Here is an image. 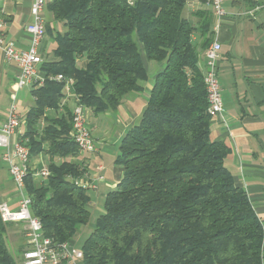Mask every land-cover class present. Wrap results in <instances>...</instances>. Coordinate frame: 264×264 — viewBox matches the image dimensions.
I'll use <instances>...</instances> for the list:
<instances>
[{
    "label": "trees",
    "instance_id": "obj_1",
    "mask_svg": "<svg viewBox=\"0 0 264 264\" xmlns=\"http://www.w3.org/2000/svg\"><path fill=\"white\" fill-rule=\"evenodd\" d=\"M191 0H51L45 32L54 59L41 70L71 79V93L97 115L116 110L149 79L141 60L163 63L139 121L122 137L115 163L123 169L104 198V213L82 244V264H263L264 228L247 193L224 165L231 149L210 138L200 51L210 44L211 21L196 27L184 16ZM206 2L205 0H201ZM198 31L201 45L193 35ZM84 58L85 68L78 60ZM26 146L46 153L49 176L25 191L30 212L54 243L71 241L88 223L91 198L75 184L84 171L67 161L79 153L71 115L48 119L65 96L64 82L31 89ZM55 158L64 159L56 164ZM0 219V264H19L8 251Z\"/></svg>",
    "mask_w": 264,
    "mask_h": 264
},
{
    "label": "crops",
    "instance_id": "obj_2",
    "mask_svg": "<svg viewBox=\"0 0 264 264\" xmlns=\"http://www.w3.org/2000/svg\"><path fill=\"white\" fill-rule=\"evenodd\" d=\"M32 1L0 0V37L11 42L20 51L28 49L30 44V37L25 31V27L31 20L30 6ZM222 8L225 15L220 19L215 15L211 4L201 0H191L185 6L184 16L194 26L198 27L204 17L208 15L211 21L210 29L212 30L210 43L216 41L220 44L221 57L218 63V78L222 95V113L210 121V138L213 141L226 144L231 149L224 165L233 177L235 184L247 193L255 213L263 225L264 0H224ZM44 17L46 23L49 20L46 10ZM200 38L198 31L194 33L193 40L198 46L202 43ZM54 47L51 38L46 34L40 47L44 61L54 59L52 54ZM140 52L141 60L148 74L149 61L146 59L142 47H140ZM78 65L80 68H85V59L78 60ZM198 67L203 74L205 70V51H200ZM162 68L163 63L158 64L153 75H148L149 79L143 84V90L129 94L120 106L113 110L116 115L114 118L108 115L109 111L104 113L108 115V120L112 123L111 132L114 136L112 145L107 144L110 138L102 136L98 125H95L89 130L97 150L96 153L79 152L74 157L66 158L67 161L79 165L84 171L80 178L82 182L96 183L94 179L99 173L101 180L96 183V189H89L95 191V195L102 197L103 200L108 192L116 188L123 174V169L115 163L118 154L113 156V147L111 146L118 144L119 148L122 137L139 121L146 106L153 80ZM40 73L46 75L42 70ZM16 76L17 69L15 65L7 62L0 51V123L6 119L11 96L14 93L13 87ZM26 89H28L26 90L27 94L25 96L20 95L23 100L25 99V103L23 102L21 106L17 107L21 118L20 125L16 134L12 137V142L21 140L25 144V116L34 102L31 95L32 88ZM18 93L20 92L16 93L15 104ZM75 104L73 93L67 94L65 92V96L57 109H46L44 111V116L37 126L38 130L46 125L48 119L64 117L66 113L71 115ZM85 115L86 118L90 115L97 116L87 109ZM63 160L55 158L54 162L58 164ZM0 163H3L1 152ZM49 163L50 158L46 153L30 158L28 168L34 184L40 185L46 182L47 178L36 174L43 169H48ZM99 166L102 167L100 172L97 171ZM0 169L5 174L7 173V177L11 180L8 170L5 171L6 169L4 170L1 164ZM1 202H4V200L0 199ZM9 204L10 209H15L17 199L10 198ZM90 206L92 208V199ZM12 225L15 226L16 234L21 235L20 245H22V225L17 223ZM11 235L13 236V234ZM70 242L74 243L73 239Z\"/></svg>",
    "mask_w": 264,
    "mask_h": 264
},
{
    "label": "built area",
    "instance_id": "obj_3",
    "mask_svg": "<svg viewBox=\"0 0 264 264\" xmlns=\"http://www.w3.org/2000/svg\"><path fill=\"white\" fill-rule=\"evenodd\" d=\"M211 4L214 13L222 18L225 13L222 8L224 0H205ZM48 0H33L30 6V22L26 25L25 31L30 37L28 49L17 50L14 45L0 37V51L5 60L15 65L17 76L13 87V95L8 106L5 121L0 123V150L1 160L5 163L11 181L17 191V206L10 209L7 203H0V219L5 224H21L23 230L22 249L18 252L19 264H82L83 253L77 249L74 243L68 241L56 244L43 234L41 222L32 216L30 212V198L25 191V179L29 174V148L21 140L12 142V137L20 125V114L15 104L16 93L24 88L41 87L46 80L64 82L65 92L71 93L72 80L62 75L51 77L41 75V66L44 62L40 47L45 39V17L46 4ZM220 44L211 42L205 50V70L203 80L208 101V113L212 118L222 113V95L218 78V63L220 60ZM71 111V132L70 136L76 144L80 153L95 154L96 147L91 132L87 126L85 108L76 100ZM97 171H102L99 166ZM47 178L48 169H43L36 174ZM101 180L98 175L94 182ZM96 183L82 182L80 179L75 184L84 188L96 189Z\"/></svg>",
    "mask_w": 264,
    "mask_h": 264
},
{
    "label": "rangeland",
    "instance_id": "obj_4",
    "mask_svg": "<svg viewBox=\"0 0 264 264\" xmlns=\"http://www.w3.org/2000/svg\"><path fill=\"white\" fill-rule=\"evenodd\" d=\"M148 64H149L148 68H147L148 69V75L151 76V75H153L155 69L157 68V65L160 63L151 61ZM26 90H28V89L24 88V89L19 91L20 93H18L17 101H16L17 107L21 106L23 102L25 103V101H24L25 99L23 100V98H21L20 95L23 94L25 96L27 94ZM108 115L111 116L112 118H114L116 116L114 111H109ZM108 115L104 114V113H99V114H97V116H93V115L88 116L87 126L90 129L91 127H94L95 125H98L99 130L102 133V136H105L108 139L110 138L109 141H107V144L112 145V141H113L112 138L114 136L111 132L112 123L108 120ZM114 145L115 146H111V147H113V149L112 148L111 149L113 150V156H116L119 153V148H118V144H114ZM0 152H1V150H0ZM113 162H114V160H113ZM0 164H1L2 168H4V170L6 169L5 171H7V167H6L5 163L3 162ZM6 174L4 173V171L2 172V170L0 169V199H3L4 202L7 203L10 207L9 199L10 198L17 199L18 195H17V191H16L12 181L9 179V177H7ZM1 175H3V176H1ZM87 193L91 196L92 208L90 205L88 206V209L90 212V217H89L88 223L86 225H83V226H78L76 233H75V236L73 238L74 246L77 249H81L83 242L85 241V239L88 237L89 233L95 227L97 218L104 213V209H103L104 200L102 199V197H97L95 195L96 192L92 191L90 189H87ZM263 225H264V220H263ZM10 233L13 234V236ZM8 234H10V235L8 236ZM6 235H7L6 236V242H7L8 251L12 255L16 256V253L18 252L17 250H18V247H19L20 242L22 240V237H21V235L16 234L15 226H13L12 224H8ZM14 237H15V239H14ZM263 264H264V260H263Z\"/></svg>",
    "mask_w": 264,
    "mask_h": 264
}]
</instances>
